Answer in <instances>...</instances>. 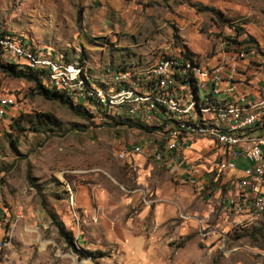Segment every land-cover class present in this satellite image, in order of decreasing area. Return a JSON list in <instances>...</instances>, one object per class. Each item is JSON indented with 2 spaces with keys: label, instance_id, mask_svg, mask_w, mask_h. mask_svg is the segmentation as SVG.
Wrapping results in <instances>:
<instances>
[{
  "label": "rangeland",
  "instance_id": "obj_1",
  "mask_svg": "<svg viewBox=\"0 0 264 264\" xmlns=\"http://www.w3.org/2000/svg\"><path fill=\"white\" fill-rule=\"evenodd\" d=\"M228 23L253 36V60L264 57V0H0V29L82 58L93 78L170 50L211 57ZM32 87L0 71V90L19 102L0 120V264H264V221L223 208L221 176L195 185L144 153L120 158L162 139L100 113L80 116ZM202 141L207 149L204 139L192 147Z\"/></svg>",
  "mask_w": 264,
  "mask_h": 264
},
{
  "label": "built area",
  "instance_id": "obj_2",
  "mask_svg": "<svg viewBox=\"0 0 264 264\" xmlns=\"http://www.w3.org/2000/svg\"><path fill=\"white\" fill-rule=\"evenodd\" d=\"M240 41L233 30L220 35L212 49V64L205 62L209 56L201 59L170 50L150 63L107 67L99 78H93L85 62L66 60L14 34L0 36V59L44 72L49 89L76 98L92 97L97 113L124 112L156 127L160 144L124 149L117 153L120 158L129 160L133 154L144 153L195 185L203 184L201 174L208 182L216 181L236 167L237 159L245 160L240 176L231 180L233 192L224 199L223 208L264 221V191L260 190L264 186V131L257 132L264 126V57L253 60V46ZM248 67L257 71L254 81L262 85L263 93L256 98L244 91L253 81ZM17 109L16 95L0 90V119ZM198 139L208 141L207 152L192 147ZM190 151L195 152L193 157L187 154Z\"/></svg>",
  "mask_w": 264,
  "mask_h": 264
},
{
  "label": "trees",
  "instance_id": "obj_3",
  "mask_svg": "<svg viewBox=\"0 0 264 264\" xmlns=\"http://www.w3.org/2000/svg\"><path fill=\"white\" fill-rule=\"evenodd\" d=\"M197 8L200 10L208 11L221 24H227V22H228V20L223 17V14L217 8H215L213 6L202 5V6H199ZM228 27H230L233 30V32L235 33V35L237 37L241 38L240 42L245 41L251 47L255 44V41L253 40V38L251 36H249L246 32H244L242 27H240L238 25H232L231 23H228ZM2 35H13V33L0 29V36H2ZM64 58L66 60L68 59L66 57H64ZM76 59L80 64H83L85 62L82 58H76ZM121 67H123V65ZM0 71L6 73L8 75L17 77V78H23L27 81H31L33 83V87H32L33 93L38 94L47 100H56L59 102L66 103L69 106H73L75 108V110H74L75 113L79 114L80 116L87 115V116H89V118H91V117L95 116V114L97 113L96 111L98 110V108L95 106V100L92 97L85 95L84 97H78V100L74 101V99L70 95L66 94L63 91L47 88L45 86V79H46L45 74L42 71L31 70V69L27 68L25 65L12 63V62H8V61H3L2 59H0ZM85 102H87L89 105H91L93 107V109H92L93 112H91L90 110L88 111L84 107ZM86 111H88V112H86ZM100 114L105 115L107 118L112 120L114 122V124H118L121 126H138L140 128H143L144 130H146L148 132H154L156 130L155 126H148L146 124L138 122L137 120H134L133 118H129L126 116V114L124 112L121 114H108V113L102 112ZM18 117L23 119V118H26V115L19 114ZM51 119L52 118L50 117L49 114H47V113L43 114V120L50 122ZM26 120L30 123L32 122L29 118H27ZM18 122H20V119L11 117L10 126L13 127V129H17V128L21 129L18 126L19 125ZM14 141H15V139L11 140V143L13 146H14ZM49 215H50L53 223L57 227L58 233L60 235H63L64 237H67L69 232L62 230L61 225L54 220V217L52 216V214H49ZM76 242L78 244H80V241L78 238H76Z\"/></svg>",
  "mask_w": 264,
  "mask_h": 264
},
{
  "label": "crops",
  "instance_id": "obj_4",
  "mask_svg": "<svg viewBox=\"0 0 264 264\" xmlns=\"http://www.w3.org/2000/svg\"><path fill=\"white\" fill-rule=\"evenodd\" d=\"M251 37L253 38V36H251ZM205 62L209 63V64H212L214 62V60L211 57L209 60H206ZM245 63H246V61H245ZM256 72L257 71L253 70V68H249V67L247 68V73H248L250 78L252 77L253 81H252V84L248 88H244V91L249 93L250 98H256L257 96H259L260 94L263 93L262 85L259 84V83H255V81H254ZM7 116L8 115H5L0 120H3L4 118H7ZM259 131H264V126H262L260 129L257 130V132H259ZM192 145H193V143H192ZM199 145H201L202 147L200 149H198V148H196V149L201 150L203 153L207 152L206 149L204 148L206 146L205 141L199 142L197 144V146H199ZM261 150H262V154L264 155V146L261 147ZM191 153H192L191 155H190V153H187V154L193 157L195 155V152L191 151ZM246 165H247V163H246L245 160L237 159L236 160V167L233 170H228V171H226V172L221 174L220 183L225 186V188H226L228 193L233 192V186H232V181L231 180L233 178H235V177L240 176L241 169L243 167H245ZM204 175L205 174H201L199 176V180H201V176H204ZM260 190L264 191V186L260 187Z\"/></svg>",
  "mask_w": 264,
  "mask_h": 264
}]
</instances>
